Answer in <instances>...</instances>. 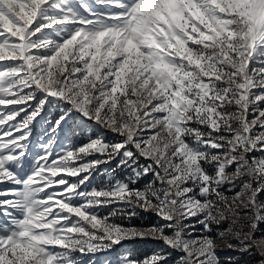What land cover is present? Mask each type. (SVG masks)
I'll return each instance as SVG.
<instances>
[{
    "label": "snow or ice",
    "instance_id": "6c2138e0",
    "mask_svg": "<svg viewBox=\"0 0 264 264\" xmlns=\"http://www.w3.org/2000/svg\"><path fill=\"white\" fill-rule=\"evenodd\" d=\"M96 3L0 0V62H12L0 64V182L13 185L0 191V264H81L76 253L137 237L167 252L122 264H166L168 252L221 264L218 240L264 264V0ZM47 105L62 106L57 127L79 116L119 139L51 162L46 151L22 177L28 125ZM97 153L132 178L82 189ZM136 210L158 222H113Z\"/></svg>",
    "mask_w": 264,
    "mask_h": 264
},
{
    "label": "rangeland",
    "instance_id": "374dc122",
    "mask_svg": "<svg viewBox=\"0 0 264 264\" xmlns=\"http://www.w3.org/2000/svg\"><path fill=\"white\" fill-rule=\"evenodd\" d=\"M87 3H89L94 10H100V6L96 3V0H87ZM3 63L10 64L12 62H0V64ZM61 108L62 106L47 105L28 125L26 155L21 162V166L15 169L18 175L23 177L30 173L32 162L38 156L44 155L46 151L52 154L49 160V162H51V160L57 158L62 150L78 148L81 145L87 144L91 139L102 138L109 144L119 139L113 133L101 128L94 121H89L86 118L81 119L79 116H72L57 127L55 121L63 114ZM23 116L24 113H21L20 116L17 117V122L21 120ZM97 159H99L101 163L92 170L89 180L82 186V189H99L106 187L110 182H114L115 180H127L128 178H132L133 173L131 168L119 166V157L108 161L105 156L97 153L85 157L83 162ZM75 163L78 165L80 161ZM144 163L145 161L141 159L140 164L143 165ZM83 175H86V173H82L80 178H82ZM66 179H68L70 183H74L77 182L79 178L66 176ZM151 179V175L142 176L136 181L134 186L143 187ZM10 187H13V185L9 182H0V191H4ZM2 198L3 197H0V199ZM122 207L123 205L114 204L108 208L101 209L100 212L101 215H108L115 209ZM0 212H2V209H0ZM3 219L4 216L0 215V221H3ZM112 219L113 222L123 224L124 226L137 228L147 227L148 225L158 222V218L154 214L141 210H136L135 215L117 212ZM262 236H264V225H261L256 233L257 240ZM217 243L220 245L218 254L221 264H259L261 257L255 248L245 251L241 247L239 250L234 251L229 249L226 242L223 240H218ZM233 243H235V241H233ZM162 250L167 252L162 241L150 237H137L122 241L119 245H114L110 249L97 251L95 253H76L75 255L81 264H122L125 256L130 255L133 259L143 261L154 253ZM167 254L168 259L166 264H176L177 254L175 252H168ZM233 260H236V262L234 263Z\"/></svg>",
    "mask_w": 264,
    "mask_h": 264
},
{
    "label": "trees",
    "instance_id": "16d2710c",
    "mask_svg": "<svg viewBox=\"0 0 264 264\" xmlns=\"http://www.w3.org/2000/svg\"><path fill=\"white\" fill-rule=\"evenodd\" d=\"M233 262L235 263V262H236V260H233Z\"/></svg>",
    "mask_w": 264,
    "mask_h": 264
}]
</instances>
